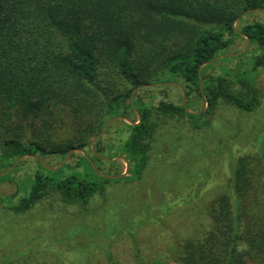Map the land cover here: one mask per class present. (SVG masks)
<instances>
[{"label": "trees", "instance_id": "16d2710c", "mask_svg": "<svg viewBox=\"0 0 264 264\" xmlns=\"http://www.w3.org/2000/svg\"><path fill=\"white\" fill-rule=\"evenodd\" d=\"M252 11L264 12V0H0V169L7 172L0 181L27 157L79 155L55 170L36 159L23 183L27 195L9 199L8 209L25 214L55 193L87 211L96 195L106 201L109 182L145 174L159 118L187 117L202 128L209 122L198 120L221 106L256 111L264 21L237 27ZM242 36L255 47L251 61L209 74ZM173 80L207 110L139 98L143 87ZM132 115L120 153L100 147L103 135L90 146L111 120ZM118 157L129 162L130 176L107 178L122 173L106 170L119 166L111 160ZM230 189L211 200L201 227L174 239L169 254L178 264H264V153L237 160Z\"/></svg>", "mask_w": 264, "mask_h": 264}, {"label": "rangeland", "instance_id": "374dc122", "mask_svg": "<svg viewBox=\"0 0 264 264\" xmlns=\"http://www.w3.org/2000/svg\"><path fill=\"white\" fill-rule=\"evenodd\" d=\"M254 21H264V12L244 15L237 27ZM254 49L245 37H239L207 72L221 74L240 61H251ZM257 83L262 102L253 113L221 106L198 120L197 124L209 122L202 128L187 117L159 118L161 126L145 174L140 179L109 182L106 201L96 195L87 211L65 205L55 193L25 214L9 210V199L16 202L27 195L23 183L38 167L33 157L19 161L12 178L0 181V264H109V254L114 264H178L169 254L174 239L205 223L207 206L215 196L231 193L230 180L239 158L264 153V68ZM138 95L146 104H184L193 114L208 108L197 94L186 95L181 80L145 86ZM131 120L135 122L137 116ZM126 124L130 122L123 119L111 122L100 147L106 149L109 144L112 155L120 153L128 135ZM49 134L56 137L55 130ZM78 156H69L66 162L73 165ZM41 159L51 168L65 160L56 155ZM111 160L119 161V166L105 165L107 171L126 172L123 159ZM128 174L129 170L122 178ZM168 208L171 212L163 214Z\"/></svg>", "mask_w": 264, "mask_h": 264}, {"label": "water", "instance_id": "95a60500", "mask_svg": "<svg viewBox=\"0 0 264 264\" xmlns=\"http://www.w3.org/2000/svg\"><path fill=\"white\" fill-rule=\"evenodd\" d=\"M247 40H248V43H250L248 38H247ZM132 103H133V101H132ZM207 107H208V103H207ZM117 119H123V120H126V121L130 122V124H134V122H132L130 119H128V118H126V117L115 118V119L111 120V121L107 124V126L105 127V129L103 130V132H102L100 135L96 136V137L94 138L93 141H95V140L98 139L101 135H103V134L105 133V131L107 130V128L109 127L110 123L113 122V121H115V120H117ZM69 156H70V154H69L68 156H66L65 160H64L59 166L54 167V168H51V167H49V168L55 170V169H57V168L63 166V165L66 163V160H67V158H68ZM35 158L38 159V160H40L37 156H35ZM119 158L123 159V160L126 162L127 170H126L125 173H127L128 170H129V167H130L129 162H128L126 159H124L123 157H119ZM40 161H41L43 164H45L42 160H40ZM18 162H19V161H18ZM18 162H16L15 165H16ZM6 173H7V172H5V173H4V172H3V173H0V176H1V175H4V174H6ZM125 173L120 174V175H117V176H106V177H107V178H122V177L125 175Z\"/></svg>", "mask_w": 264, "mask_h": 264}]
</instances>
